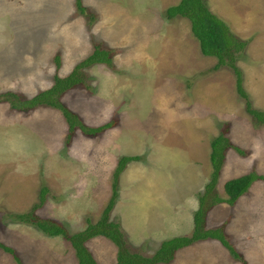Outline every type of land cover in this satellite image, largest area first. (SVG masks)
<instances>
[{"label":"rangeland","instance_id":"374dc122","mask_svg":"<svg viewBox=\"0 0 264 264\" xmlns=\"http://www.w3.org/2000/svg\"><path fill=\"white\" fill-rule=\"evenodd\" d=\"M178 0H0V242L21 264H77L60 236H47L13 216L38 202L40 218L68 232L94 223L111 193V175L125 164L109 219L120 225L128 249L150 256L164 239L189 235L198 196L209 179V142L224 133L232 147L213 189L254 171L264 176V121L256 122L235 91L232 71L212 69L188 21L166 19ZM230 31L246 41L238 56L251 106L264 113V0H206ZM94 46L111 64L79 70L82 83L59 96L86 126L111 122L95 135L67 124L54 108L10 109L3 94L30 98L67 75ZM205 228L220 227L241 258L215 239L177 250L165 264H264V180L256 179L232 205L205 212ZM98 264H114L116 247L96 236L85 242ZM0 264H15L0 249ZM164 264V263H159Z\"/></svg>","mask_w":264,"mask_h":264},{"label":"trees","instance_id":"16d2710c","mask_svg":"<svg viewBox=\"0 0 264 264\" xmlns=\"http://www.w3.org/2000/svg\"><path fill=\"white\" fill-rule=\"evenodd\" d=\"M74 2L78 11L83 13L85 9L81 5V0H74ZM164 16L166 19L179 16L188 21L190 33L198 43L200 53L205 56H212L216 59L212 69L215 70L220 66L228 67L234 76L235 91L243 100L244 110L256 122L264 121V113L251 106L248 95L242 86L241 69L236 64L238 56L244 50L246 41L238 38L230 31L225 21L208 8L206 0H178L175 4L165 8ZM94 63L110 65L111 58L109 57L108 50L99 49L98 46H94L93 50L76 63L67 75L63 77L54 75L52 84L48 88L35 93L30 98L22 99L15 93L8 92L2 95V100L7 102L10 109L15 111H27L39 105H45L56 109L60 112L67 124L66 141L75 128L84 134L95 135L111 127L112 123L106 122L98 126H86L78 119L76 114L71 112L59 100V96L62 92L72 86L82 83L79 70ZM209 147L211 171L209 179L204 185L203 192L198 196V206L192 214V230L190 234L173 236L162 240L150 256H143L139 253L130 251L126 246L120 225L109 219L110 211L117 197L118 176L128 161L139 159L136 155H122L117 159L111 175L110 197L103 207L99 218L94 223L86 218V226L83 229L75 232H68L60 223L49 218H40L34 213V210L43 203L44 195L47 191L45 187L39 189L37 203H34L28 211L15 214L13 217L19 222L34 226L47 236H60L63 238L72 248L77 264H98L85 246L86 241L96 236L106 238L116 247L114 264L169 263L173 259L176 250L206 238L219 241L234 258H240L232 245L225 239L220 227H204L205 212L214 204L226 203L232 205L238 197L246 192L249 185L254 180H264V176L251 171L235 178L228 179L223 183L225 197L222 198L217 196L213 193V189L223 162L224 149L226 147H232L240 154L241 151L236 146L231 145L222 132L211 138ZM0 249L11 254L12 258L15 260V264H21L13 248L0 242Z\"/></svg>","mask_w":264,"mask_h":264},{"label":"crops","instance_id":"0c3cea01","mask_svg":"<svg viewBox=\"0 0 264 264\" xmlns=\"http://www.w3.org/2000/svg\"><path fill=\"white\" fill-rule=\"evenodd\" d=\"M249 187H250V185H249ZM249 187H248V188H249ZM247 190H248V189H247ZM247 190H246V191H247ZM190 230H192V227H191ZM190 232H191V231H190ZM198 241H200V240H198ZM67 244H68V243H67ZM220 245H221V244H220ZM189 246H190V245H189ZM186 247H187V246H186ZM222 247H223V246H222ZM232 247H233V246H232ZM70 248H71V247H70ZM183 248H184V247H183ZM71 249H72V248H71ZM180 249H181V248H180ZM225 249H226V248H225ZM178 250H179V249H178ZM226 250H227V249H226ZM176 251H177V250H176ZM176 251H175V252H176ZM227 251H228V250H227ZM175 252H174V254H175ZM5 253H6V252H5ZM228 253H229V252H228ZM229 254H230V253H229ZM173 257H174V255H173ZM172 260H173V259H172Z\"/></svg>","mask_w":264,"mask_h":264}]
</instances>
